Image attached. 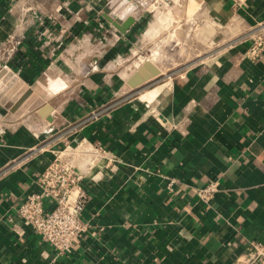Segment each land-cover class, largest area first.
<instances>
[{
  "label": "crops",
  "instance_id": "obj_1",
  "mask_svg": "<svg viewBox=\"0 0 264 264\" xmlns=\"http://www.w3.org/2000/svg\"><path fill=\"white\" fill-rule=\"evenodd\" d=\"M110 1L0 0V68L32 90L0 79L14 109L0 104V264H233L264 246V51L244 55L264 35V0H162L196 22L200 45L221 47L164 78L153 63L161 74L136 85L158 0L125 33ZM81 138L108 158L82 183L92 228L62 257L17 209L52 151ZM210 183L219 192L204 203Z\"/></svg>",
  "mask_w": 264,
  "mask_h": 264
},
{
  "label": "built area",
  "instance_id": "obj_2",
  "mask_svg": "<svg viewBox=\"0 0 264 264\" xmlns=\"http://www.w3.org/2000/svg\"><path fill=\"white\" fill-rule=\"evenodd\" d=\"M263 51L261 34L251 39L244 55L257 60ZM98 115L99 112H93L92 117ZM52 153L53 158L35 180L34 190L22 200L17 215L63 257L70 256L92 228L83 219L89 197L82 183L89 172L108 158V152L81 138L66 142ZM218 192V186L210 183L198 190V196L202 202L209 203ZM233 264H264V246L252 243Z\"/></svg>",
  "mask_w": 264,
  "mask_h": 264
},
{
  "label": "rangeland",
  "instance_id": "obj_3",
  "mask_svg": "<svg viewBox=\"0 0 264 264\" xmlns=\"http://www.w3.org/2000/svg\"><path fill=\"white\" fill-rule=\"evenodd\" d=\"M154 2H156V0ZM154 15V23L158 27L159 34L153 43L146 46L144 51L140 52L138 55L141 59L149 60L162 69L163 75L160 78L166 77V73L169 74L179 72L193 64L198 63L201 61V58L209 57V55L214 53L216 49H220L221 47L219 44L213 42H210L205 46L200 45V39L196 33V22L191 21L186 25L185 21H180L178 18L175 20L174 14L170 8H166V2H163L162 0H158L153 13V16ZM180 36L182 39L186 38L188 42L185 46L186 54L183 55L185 56V59L183 58L178 60L175 58H177L182 49L180 47L176 48L172 44H174V42L177 41L176 38H179ZM166 40L171 41L168 43ZM200 46H202V48ZM199 51H201V53ZM199 53L200 55L198 56L200 57L196 58V54ZM156 92L157 89L154 90L155 94Z\"/></svg>",
  "mask_w": 264,
  "mask_h": 264
},
{
  "label": "water",
  "instance_id": "obj_4",
  "mask_svg": "<svg viewBox=\"0 0 264 264\" xmlns=\"http://www.w3.org/2000/svg\"><path fill=\"white\" fill-rule=\"evenodd\" d=\"M121 0H111L107 6L105 7L106 17L113 23V25L118 28L121 32L125 33L131 27L134 22L132 15L142 6L144 8H148L155 0H124V3H127L126 10L121 14L116 13L112 10L115 7V4L120 2ZM161 72L152 62L147 60L144 62L143 66L138 70V72L133 77V85L144 82V80L148 81L151 78L157 77ZM12 77L18 85H22L24 89L28 90V93H31V88L25 84L11 69L7 67H3L0 69V79L2 77ZM1 85V84H0ZM9 95L4 96V90H0V104L5 106L8 110L14 112V109H11V102H8ZM44 103L43 100H40L39 103ZM35 107L28 108L26 110H21L18 115L12 119L18 118L19 116L28 114ZM48 110L46 107L45 111ZM45 115V112H44Z\"/></svg>",
  "mask_w": 264,
  "mask_h": 264
},
{
  "label": "bare ground",
  "instance_id": "obj_5",
  "mask_svg": "<svg viewBox=\"0 0 264 264\" xmlns=\"http://www.w3.org/2000/svg\"><path fill=\"white\" fill-rule=\"evenodd\" d=\"M170 26H172V25H170ZM168 29V28H167ZM172 40V39H171ZM149 97V96H148ZM149 99V98H148Z\"/></svg>",
  "mask_w": 264,
  "mask_h": 264
}]
</instances>
